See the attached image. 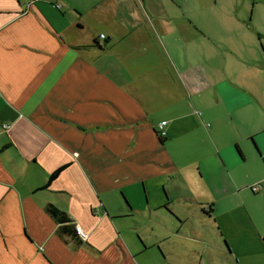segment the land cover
Segmentation results:
<instances>
[{
  "label": "crops",
  "instance_id": "0c3cea01",
  "mask_svg": "<svg viewBox=\"0 0 264 264\" xmlns=\"http://www.w3.org/2000/svg\"><path fill=\"white\" fill-rule=\"evenodd\" d=\"M28 3L0 0V264H212L199 220L210 223L220 201L234 210L230 197L244 205L251 184L264 192V0ZM197 4L223 12L201 22L188 17ZM241 6L258 22L254 43L244 15L224 13ZM145 12L158 21L151 31L205 37L223 56L211 66L216 79L195 70L183 97L151 109L168 112L156 122L115 65L99 63L122 40L133 43ZM187 137L200 144L184 146ZM172 139L191 164L167 150ZM50 204L71 221L59 222ZM77 225L86 239L67 231Z\"/></svg>",
  "mask_w": 264,
  "mask_h": 264
},
{
  "label": "rangeland",
  "instance_id": "374dc122",
  "mask_svg": "<svg viewBox=\"0 0 264 264\" xmlns=\"http://www.w3.org/2000/svg\"><path fill=\"white\" fill-rule=\"evenodd\" d=\"M213 7L211 5L207 9L204 5L197 4L188 11L190 14L187 15L188 17L192 15V17L202 22L206 17L214 16L215 12L217 14H220V11L223 12V8L217 10ZM158 10L156 9V11ZM140 11L143 13L142 9ZM171 12L173 13L174 10L171 9ZM224 13L230 19H235L234 17H237V14L244 15L246 25L243 27V32L250 35V38H253L252 41L248 42H255L258 22L254 16L251 18V8H243L241 6V8L226 9ZM180 15L183 16V12ZM139 16L134 11V20L132 22H134L135 28L138 26L137 18ZM145 16L144 21L148 30L146 26L141 25L137 31L129 35L134 36L133 43L122 40L121 49L120 45L116 44L114 51L110 53L111 58L107 54L101 55L99 63L106 65V61L109 60L115 65L119 70V78L132 86V93L135 97L144 100L145 107H147L152 117L156 119V122L158 117H162L168 112L164 110L151 112V109H157L162 106L160 103L162 100L168 101L172 100L173 97H183L186 91L181 86L185 82H188L190 75L195 70L205 71L209 75L210 80L213 81L214 76L211 73L214 75L215 73L212 71L211 66L221 67L223 56L220 51L216 50L215 45L212 48V43L206 40L205 37L191 41L187 36H175L176 34L171 32L166 33L168 32L167 30L165 32L163 30L162 34L151 31L149 28V25L151 26L149 23L151 19L153 18L156 23L158 21L156 17H153V15L148 16L146 12ZM173 17H179L177 10ZM248 20L250 21L247 22ZM148 31L151 34L145 37ZM147 46L148 48H146ZM123 50H126L125 56H122V53H118ZM233 67L236 69L235 64H233ZM217 77L215 75V79ZM212 92L213 90H207L202 94L205 97H211L213 96ZM198 98L199 96L195 94L191 97V100L189 97L187 100L193 106L195 99L198 101ZM197 109L199 111L202 110L200 107ZM197 116L200 122L203 125L205 124V128L212 130L215 127V125L213 127L206 125L207 123L212 124L210 118L204 117L201 119V116ZM223 127L226 129V126ZM201 130L203 129L201 128ZM203 131L202 133H204ZM180 141L178 143L172 139L170 141L172 144L167 142V150H173L177 157H182L186 161L185 165L191 164V154L181 147ZM183 141L184 146L187 145V147L200 144V142H196L189 137L184 138ZM247 169L249 168L247 167ZM191 173L193 176V170ZM255 176L253 174V177L247 178L246 181L253 179ZM203 189L207 192V186H204ZM247 189L249 192L242 194L244 205L238 201L239 197H230V200L237 201L238 207H235L234 210L231 208L227 210L229 212H225L223 210L225 201H220L215 217L211 219L212 221L206 223L199 220L197 224L198 226L203 225L200 229L204 231L206 240L210 244V250L214 252V256L211 259L212 264H264V236L258 234L259 230H264V192L253 193L250 188ZM221 227L223 229L226 228L232 235L230 242L222 235ZM216 245H218V249L220 250L216 248Z\"/></svg>",
  "mask_w": 264,
  "mask_h": 264
},
{
  "label": "trees",
  "instance_id": "16d2710c",
  "mask_svg": "<svg viewBox=\"0 0 264 264\" xmlns=\"http://www.w3.org/2000/svg\"><path fill=\"white\" fill-rule=\"evenodd\" d=\"M160 136V135H159ZM161 138V136H160ZM162 139V138H161ZM66 167V165H63L59 168H57L51 175H50V178H49V181L48 183H50L52 180H54L59 174L60 172ZM48 184L45 186L47 187ZM47 210L48 212L53 215L59 222H68V221H71L70 217L63 211H60L57 207H55L54 205L50 204L48 207H47ZM68 232L72 233V235H74L75 237H78V232L76 230V227H69L67 229ZM80 236V235H79Z\"/></svg>",
  "mask_w": 264,
  "mask_h": 264
},
{
  "label": "built area",
  "instance_id": "2783aa9c",
  "mask_svg": "<svg viewBox=\"0 0 264 264\" xmlns=\"http://www.w3.org/2000/svg\"><path fill=\"white\" fill-rule=\"evenodd\" d=\"M104 36V35H102ZM167 124V121H162L160 124H159V135L161 137H164L166 136V131L164 130L165 128V125ZM250 188L254 191V192H257V191H260L262 188H263V185L262 183L258 182V183H255V184H251L250 185ZM76 230L78 232V234L86 239L87 238V233L83 230V228L79 225L76 226Z\"/></svg>",
  "mask_w": 264,
  "mask_h": 264
},
{
  "label": "flooded vegetation",
  "instance_id": "af4514ba",
  "mask_svg": "<svg viewBox=\"0 0 264 264\" xmlns=\"http://www.w3.org/2000/svg\"><path fill=\"white\" fill-rule=\"evenodd\" d=\"M34 1H37V0H28V4L31 5V3H33ZM58 7H60L61 5H57ZM95 43L99 44L98 41H95Z\"/></svg>",
  "mask_w": 264,
  "mask_h": 264
}]
</instances>
